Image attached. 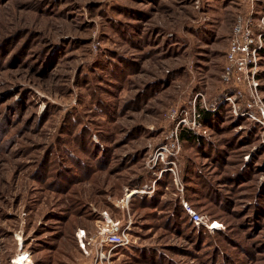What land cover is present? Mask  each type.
<instances>
[{"label": "rangeland", "instance_id": "1", "mask_svg": "<svg viewBox=\"0 0 264 264\" xmlns=\"http://www.w3.org/2000/svg\"><path fill=\"white\" fill-rule=\"evenodd\" d=\"M239 26L264 52V0H0V264H264V53L255 95L222 83Z\"/></svg>", "mask_w": 264, "mask_h": 264}, {"label": "built area", "instance_id": "2", "mask_svg": "<svg viewBox=\"0 0 264 264\" xmlns=\"http://www.w3.org/2000/svg\"><path fill=\"white\" fill-rule=\"evenodd\" d=\"M243 28L237 27L229 43V48L226 55L225 65L223 68L222 83L234 91V95L242 96L249 91L255 95L257 89L255 83L256 75V57L262 47L252 38L251 34H243ZM248 107L254 108V104L249 101ZM199 115V114H198ZM197 115V116H198ZM195 115V121L197 119ZM200 118V115L198 116ZM186 121V120H185ZM264 125V120H261ZM186 126V125H185ZM188 126V125H187ZM171 147L178 148L180 134L178 127L170 132ZM186 210L192 220L197 223L200 219L199 215L186 205ZM81 232V231H80ZM83 248L87 250V243L83 240L87 239V232L82 231ZM99 244L103 246L116 247L120 245H127L128 241L122 232V227L119 222H115L108 213L103 214V219L100 226V234L98 238ZM89 244V243H88Z\"/></svg>", "mask_w": 264, "mask_h": 264}, {"label": "trees", "instance_id": "3", "mask_svg": "<svg viewBox=\"0 0 264 264\" xmlns=\"http://www.w3.org/2000/svg\"><path fill=\"white\" fill-rule=\"evenodd\" d=\"M228 48H229V45H228L227 50L225 52V56H224L225 60H226ZM261 52H263V50H261ZM225 60H224L223 68L225 65ZM199 115H200V118L202 121L210 122L211 118H213L214 116L217 117L219 115V112L215 111V112L211 113V112L205 111L204 109H200ZM255 128L260 129L259 126L255 127ZM180 138L182 139V141L184 143L192 144L193 147L202 148L205 151H209V149H210L209 148L210 145L209 146L206 145L207 142L203 139V136L200 134L198 135L197 133H195L194 131H192L190 129H183L180 133ZM194 164L195 163H193V165ZM194 166L192 168V171L186 170L187 176H188V174H191L192 176H196L199 179V181L201 180V183H203V186L206 185V188H207L208 187L207 181L205 178H203L202 171H200V167L196 165L195 166L196 168H194ZM154 200H155V197L152 198V200L150 202H154ZM175 207L176 208L174 209V211L176 212V216L178 218V221H180V223H182V225H191V228L197 229V231L199 230V228H201V227L195 226L194 222L192 221V218L189 216L188 212L184 209L182 202L176 203ZM177 207H178V210H177ZM180 215H182V216L186 215V216H185V218H183Z\"/></svg>", "mask_w": 264, "mask_h": 264}]
</instances>
